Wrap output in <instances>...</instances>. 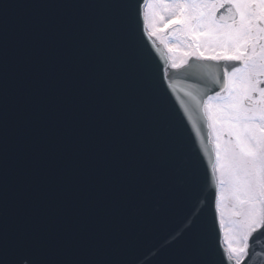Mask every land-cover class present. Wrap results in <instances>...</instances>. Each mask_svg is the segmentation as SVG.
Segmentation results:
<instances>
[{"label": "water", "instance_id": "water-1", "mask_svg": "<svg viewBox=\"0 0 264 264\" xmlns=\"http://www.w3.org/2000/svg\"><path fill=\"white\" fill-rule=\"evenodd\" d=\"M141 2L136 12L137 0H0L10 5L15 75L23 81L21 143L30 157L16 211L71 225L87 243L132 264L179 259L176 240L195 222L234 264L221 244L204 113L208 96L223 93L209 86L225 62L190 58L171 68L164 47L146 32L147 0ZM140 168L151 169L157 182L167 176L168 200L151 202L149 223L132 222ZM252 235L250 248L264 250V230Z\"/></svg>", "mask_w": 264, "mask_h": 264}, {"label": "snow or ice", "instance_id": "snow-or-ice-1", "mask_svg": "<svg viewBox=\"0 0 264 264\" xmlns=\"http://www.w3.org/2000/svg\"><path fill=\"white\" fill-rule=\"evenodd\" d=\"M9 6L0 5V264H132L109 255L99 242L87 243L71 225L57 224L38 211H16L23 203L24 165L30 157L21 143L25 120L18 95L23 81L15 75L16 51L6 19ZM141 6L137 0L134 11ZM148 7L158 9L155 19L162 26L150 35L171 24L188 40L182 52L185 63L190 56L225 62L219 65L222 74L213 78L209 90L220 86L226 95H209L204 113L209 127L228 137L216 146L221 184L228 185L230 198L238 207L236 214L243 218L235 233V246L229 243L227 260L261 264L264 250L250 248L249 238L254 244L252 234L264 230V0H153ZM225 8L227 14L217 16ZM174 50L168 48L169 52ZM172 67L180 65L173 62ZM141 71L145 76L151 72L147 57ZM43 164L42 160L35 162L33 171ZM153 175L149 168L136 172L134 223L151 222V202L168 200L167 176L162 175L157 182ZM174 248L180 258L164 264H227L223 253L195 222L179 235Z\"/></svg>", "mask_w": 264, "mask_h": 264}, {"label": "rangeland", "instance_id": "rangeland-1", "mask_svg": "<svg viewBox=\"0 0 264 264\" xmlns=\"http://www.w3.org/2000/svg\"><path fill=\"white\" fill-rule=\"evenodd\" d=\"M153 0H148L145 7V14H147V18L145 16L146 20V28L149 33H154L155 27H161L158 25L157 20L155 19V13L158 11V9H149L148 5L149 3H152ZM171 31V32H170ZM170 31H168L165 34H162L159 32V34H152L160 41L169 44V43H175L179 50V57L181 62L184 63V58L182 57V52L187 49L188 46V40L181 36L180 34H176L174 31V28H172ZM174 34H173V33ZM224 94L223 96H225ZM216 101H213L215 103ZM213 133V142L215 145L216 153H217V143L219 142L221 145L224 144V142L228 139L227 135L224 134L223 131H218L217 129L212 128ZM222 154V153H221ZM221 163H223V157L221 156ZM215 174L217 178L218 183V200H217V207H218V214L220 219V224L222 228L223 233V243L225 247L228 250L229 243L232 242L233 246H235V240H236V231L239 229L242 217L238 216L236 213L238 211V207L236 206L235 202L230 198V193L228 189L227 184H221V168L218 165L217 162V155H216V166L214 167Z\"/></svg>", "mask_w": 264, "mask_h": 264}, {"label": "bare ground", "instance_id": "bare-ground-1", "mask_svg": "<svg viewBox=\"0 0 264 264\" xmlns=\"http://www.w3.org/2000/svg\"><path fill=\"white\" fill-rule=\"evenodd\" d=\"M174 25H169L168 27H167V29H165V31H167V30H169L170 28H172ZM162 27V26H161ZM163 31H164V29H163ZM163 44V43H162ZM164 45V47H165V49H166V51H167V53H168V57H169V62H170V66L172 67V64H173V62H175V63H177V64H179L180 65V67L184 64L183 62H181V60H180V57H179V53H178V50H179V48H178V46L177 45H175V43H169V44H163ZM169 47H172L173 49H175L173 52H169L168 51V48ZM179 68V67H178ZM221 155H223V154H221Z\"/></svg>", "mask_w": 264, "mask_h": 264}, {"label": "flooded vegetation", "instance_id": "flooded-vegetation-1", "mask_svg": "<svg viewBox=\"0 0 264 264\" xmlns=\"http://www.w3.org/2000/svg\"><path fill=\"white\" fill-rule=\"evenodd\" d=\"M209 2H212V0H209ZM222 9H220L218 12H217V16H218V13L221 11ZM173 33V32H172ZM174 34V33H173ZM178 34V33H176Z\"/></svg>", "mask_w": 264, "mask_h": 264}]
</instances>
